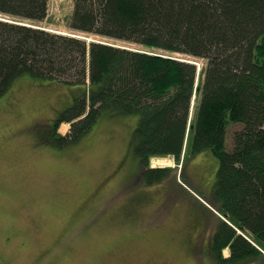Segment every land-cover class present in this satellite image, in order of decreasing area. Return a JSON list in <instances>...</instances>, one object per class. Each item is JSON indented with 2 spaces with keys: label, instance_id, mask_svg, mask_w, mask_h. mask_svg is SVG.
<instances>
[{
  "label": "trees",
  "instance_id": "trees-1",
  "mask_svg": "<svg viewBox=\"0 0 264 264\" xmlns=\"http://www.w3.org/2000/svg\"><path fill=\"white\" fill-rule=\"evenodd\" d=\"M48 10L49 0H0V96L24 74L77 86L53 124L58 147L104 111L137 114L134 153L148 185L177 167H152L153 156L180 164L210 148L225 219L218 216L208 253L222 264L264 257V0H73L70 28L140 47L32 23ZM176 53L204 59L202 69ZM231 122L243 126L227 150Z\"/></svg>",
  "mask_w": 264,
  "mask_h": 264
},
{
  "label": "rangeland",
  "instance_id": "rangeland-1",
  "mask_svg": "<svg viewBox=\"0 0 264 264\" xmlns=\"http://www.w3.org/2000/svg\"><path fill=\"white\" fill-rule=\"evenodd\" d=\"M72 10L73 0H49L48 16L31 22L88 41L140 47L70 28ZM174 55L199 70L205 62ZM78 91L24 74L0 96V264H222L208 253L222 216L213 198L219 159L212 150L180 164L153 156L151 166L177 167L148 185L134 153L139 116L110 110L77 141L58 147L54 121ZM242 126L229 124L227 150ZM69 128L63 122L59 132ZM244 264H264V257Z\"/></svg>",
  "mask_w": 264,
  "mask_h": 264
},
{
  "label": "bare ground",
  "instance_id": "bare-ground-1",
  "mask_svg": "<svg viewBox=\"0 0 264 264\" xmlns=\"http://www.w3.org/2000/svg\"><path fill=\"white\" fill-rule=\"evenodd\" d=\"M158 162H160V163H164L165 162V160L163 159V158H160L159 160H157ZM169 161H170V159H169Z\"/></svg>",
  "mask_w": 264,
  "mask_h": 264
},
{
  "label": "water",
  "instance_id": "water-1",
  "mask_svg": "<svg viewBox=\"0 0 264 264\" xmlns=\"http://www.w3.org/2000/svg\"><path fill=\"white\" fill-rule=\"evenodd\" d=\"M92 41H96V40H92ZM193 62V61H192ZM195 63V62H194ZM197 64V63H196ZM152 167H155V166H152ZM224 218V217H223ZM225 219V218H224Z\"/></svg>",
  "mask_w": 264,
  "mask_h": 264
}]
</instances>
